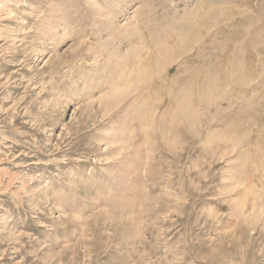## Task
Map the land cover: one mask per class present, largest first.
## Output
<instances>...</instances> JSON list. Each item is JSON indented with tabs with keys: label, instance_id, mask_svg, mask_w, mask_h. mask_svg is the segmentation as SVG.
Instances as JSON below:
<instances>
[{
	"label": "rangeland",
	"instance_id": "rangeland-1",
	"mask_svg": "<svg viewBox=\"0 0 264 264\" xmlns=\"http://www.w3.org/2000/svg\"><path fill=\"white\" fill-rule=\"evenodd\" d=\"M0 264H264V0H0Z\"/></svg>",
	"mask_w": 264,
	"mask_h": 264
}]
</instances>
